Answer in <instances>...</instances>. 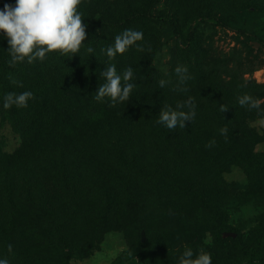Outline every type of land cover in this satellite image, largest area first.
Wrapping results in <instances>:
<instances>
[{
  "label": "trees",
  "instance_id": "trees-1",
  "mask_svg": "<svg viewBox=\"0 0 264 264\" xmlns=\"http://www.w3.org/2000/svg\"><path fill=\"white\" fill-rule=\"evenodd\" d=\"M15 2L0 0V10ZM78 11L87 40L74 56L50 53L10 67L0 35V128L20 140L13 152L0 141V259L72 264L114 225L153 233L148 264H179L162 260L175 247L178 258L186 247L204 248L212 264H264V151L257 148L264 130L256 110L238 103L244 94L264 99V86L244 78L253 70L249 43L264 45V0H82ZM217 28L241 37L247 53L214 49ZM126 29L143 40L110 60L101 50ZM110 64L134 73L129 100L115 107L94 99ZM178 65L191 76L187 92L174 90ZM161 79L171 83L161 88ZM24 91L34 96L27 107L3 108L6 94ZM189 97L196 116L185 128L157 123L163 105ZM235 168L245 182L225 180ZM161 204L169 213L163 226ZM106 264L139 258L126 249Z\"/></svg>",
  "mask_w": 264,
  "mask_h": 264
},
{
  "label": "clouds",
  "instance_id": "clouds-1",
  "mask_svg": "<svg viewBox=\"0 0 264 264\" xmlns=\"http://www.w3.org/2000/svg\"><path fill=\"white\" fill-rule=\"evenodd\" d=\"M81 2L82 0H16L14 5L5 4L0 10V35L7 39L9 66L14 67L25 61L28 64L37 60L43 62L50 53L64 56L77 55L87 40V26L83 23V13L78 11ZM142 40L141 31L126 29L115 36L112 45L101 51H106L107 57L111 60L117 54H124L131 46L137 45V42ZM86 51L93 53L94 49L89 46ZM137 51L142 52L144 48L137 46ZM175 74L178 79L174 90L187 92L188 89L184 85L191 79L188 68L178 65ZM100 75L104 83H100L94 94L97 102L109 98L111 101L109 106L115 107L117 103L129 100L135 87L131 82L134 79L131 67L125 69L123 73H118L116 66L110 64ZM9 79L13 84L23 87L21 82L11 76ZM158 83L163 88L171 81L161 79ZM31 99H34V96L30 91L20 94L8 93L3 97V108L9 109L13 105L25 108ZM238 103L249 111L256 110L258 116L256 123L264 127V109H261L264 100L244 94L238 97ZM220 111L224 113L228 111V107L223 104L220 106ZM195 116L196 105L193 98L189 97L185 101L177 102L175 108L163 105L157 123L166 126L169 130L177 127L185 128L186 122H192ZM227 132L226 127L220 129V133L225 137ZM214 144L213 140L207 147L211 148ZM8 252H12V245L8 246ZM0 264H10V262L7 258H3L0 259ZM179 264H212L211 254L204 248L194 252L186 247L179 257Z\"/></svg>",
  "mask_w": 264,
  "mask_h": 264
},
{
  "label": "rangeland",
  "instance_id": "rangeland-1",
  "mask_svg": "<svg viewBox=\"0 0 264 264\" xmlns=\"http://www.w3.org/2000/svg\"><path fill=\"white\" fill-rule=\"evenodd\" d=\"M238 39V40H237ZM242 38L236 36L231 31H224L221 28H217V33L213 36V48L218 50H225L227 51L229 48H236L241 50L243 53H247L248 48L242 46ZM256 42H250L249 46H253V54H252V63L247 65L246 68L250 71V68L253 67V70L250 71V73H247L244 75V78L249 80H254L257 84L264 86V45L260 46ZM264 100V99H262ZM258 128L264 130V127L259 126L257 123L255 124ZM14 135L11 132L10 127L7 125L3 128H0V141L4 142L5 150L8 152H13L17 146L20 143V140L18 138H14ZM259 151H264V145H259L258 147ZM245 174L243 169L241 168H235L232 169L229 172L224 173V178L227 182L233 183V182H245ZM160 201V199L158 200ZM160 216L162 219V226H163V218L165 219L166 215L169 214L165 208H163V205H160ZM256 211L255 208H251V204H249L246 209L245 213L247 215L251 216ZM163 215H165L163 217ZM113 225V223H112ZM163 227L159 226L157 228V232L159 233L162 230ZM105 232V231H104ZM101 233L102 235H98L95 237V240L93 241V246L91 248V252L89 256L81 259H77L75 261H72V264H106L111 258L113 259L116 255H118L120 252L126 249L133 250L134 253H137L139 258V264H148L149 263V255L152 254V249L156 248L157 241L151 240L153 237V233H145L144 231H122L120 229H117L114 225L112 226V229L106 233ZM141 233L144 234L145 242H141ZM158 233H154V235H158ZM208 235V234H207ZM206 235V237H207ZM140 237V238H139ZM96 239H99L96 241ZM207 240V239H206ZM145 244H149L148 247L142 246ZM183 246H186L184 242H182ZM175 251L177 254L179 253V248L175 247ZM168 254V256H165L162 260H165L166 263L170 262L173 258V260L179 262V258L177 257V254L172 251ZM40 254V253H39ZM42 254H40L41 256ZM172 255V256H171ZM16 257V256H15ZM180 257V256H179ZM19 262L21 260L18 259ZM17 261V260H16ZM15 261V262H16ZM12 262V261H10ZM59 261L56 260L53 263H58ZM44 264H52V261L44 262Z\"/></svg>",
  "mask_w": 264,
  "mask_h": 264
},
{
  "label": "water",
  "instance_id": "water-1",
  "mask_svg": "<svg viewBox=\"0 0 264 264\" xmlns=\"http://www.w3.org/2000/svg\"><path fill=\"white\" fill-rule=\"evenodd\" d=\"M257 45H258V44H257ZM223 236H224V237H227V236H232V237H234L235 235H234V234L227 233V234H224ZM141 238H142V241H145V238H144V234H143V233H141Z\"/></svg>",
  "mask_w": 264,
  "mask_h": 264
}]
</instances>
